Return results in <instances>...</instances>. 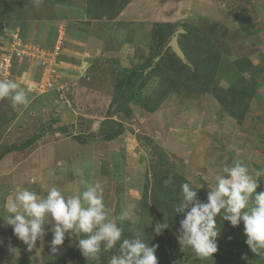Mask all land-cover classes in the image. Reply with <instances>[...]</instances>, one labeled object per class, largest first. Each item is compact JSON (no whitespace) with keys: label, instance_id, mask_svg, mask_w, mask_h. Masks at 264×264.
Returning <instances> with one entry per match:
<instances>
[{"label":"rangeland","instance_id":"rangeland-1","mask_svg":"<svg viewBox=\"0 0 264 264\" xmlns=\"http://www.w3.org/2000/svg\"><path fill=\"white\" fill-rule=\"evenodd\" d=\"M179 29L184 60L168 46ZM59 41L56 59L40 64L35 50L50 51ZM14 42L26 46L24 53L0 80L24 88L28 103L0 99V153L40 137L0 157V264H109L119 242L97 262L80 254L83 233L53 253L50 218L31 250L4 224L18 189L46 195L56 186L70 198L84 190L81 179L103 188L122 239L140 236L142 221L151 235L153 228L146 241L158 245V264H264V249L251 252L243 223L231 226L223 212L216 218L218 250L201 258L179 238L183 214L164 218L169 227L157 235L162 222H153L142 201L156 177L169 185L176 210L182 184L206 202L216 176L236 161L253 178L264 173V0H42L38 6L0 0V57ZM51 72L60 86L47 89ZM126 75L130 83L122 85ZM233 84L239 94L217 90ZM219 95H230L229 103L221 104ZM258 184L257 193L264 174Z\"/></svg>","mask_w":264,"mask_h":264},{"label":"clouds","instance_id":"clouds-1","mask_svg":"<svg viewBox=\"0 0 264 264\" xmlns=\"http://www.w3.org/2000/svg\"><path fill=\"white\" fill-rule=\"evenodd\" d=\"M42 0H34L38 6ZM10 97L13 105L28 103L25 89L12 80H0V99ZM222 175L216 176V185L211 188L206 202H201L196 188L189 183L181 185L182 199L176 213L183 214L180 221V240L190 247L197 256H212L218 250L217 216L223 212L222 219L236 227L243 223L245 243L253 253L264 249V190L257 193L258 180L249 173L241 162L225 167ZM84 190L78 195L65 198L56 186L39 195L27 188L18 189L14 198L7 203L9 213L5 225L11 226L13 234L31 250L38 238L45 232L42 223L48 218L54 222L51 251L64 243L73 233H83L85 238L78 241L81 254L92 261L100 260V253L113 249L119 242L118 254H113L109 264H158L155 255L158 245L149 246L136 235L122 239V228L115 219L110 218L103 199V188L81 179ZM127 218L122 212L119 219ZM169 224L157 223L155 233L160 235ZM66 233L68 234L66 236Z\"/></svg>","mask_w":264,"mask_h":264},{"label":"trees","instance_id":"trees-1","mask_svg":"<svg viewBox=\"0 0 264 264\" xmlns=\"http://www.w3.org/2000/svg\"><path fill=\"white\" fill-rule=\"evenodd\" d=\"M204 61H205V64H206V63L210 62L211 59H204L203 63H204ZM167 80H168L166 82L167 86L172 87L173 81L170 82L169 79H167ZM120 82H121L122 85L123 84L124 85L129 84L130 83L129 76L126 75ZM237 82H241V83L245 84V79L244 78L238 79ZM236 89H237V87L233 84V85L230 86V89L227 90V91L222 90V89H217V90L223 91L224 93L233 95L235 93L239 94V91H237ZM228 97H231V96L229 95L227 97H223V96L219 95L218 100L220 101L221 104L225 105V104L229 103V101L226 100V99H228ZM231 100H232V98H231ZM148 110L154 111L155 109L151 108V109H148ZM236 118H237L238 121L240 120V119H238V117H236ZM115 136H117L116 133L115 134H111V136H107L106 137V140H111ZM39 137H40L39 133L33 134L29 139H27L25 142L21 143L19 146H13L11 148H7L4 151V153H0V157L2 156V154H6L10 150H23V149H26L27 147L32 145L36 141V139H38ZM167 186H169V185H165V186L163 185L162 179H159L158 177H156L155 179H153L152 185L150 187V194H149L150 197H149L148 202H146L145 200H142V201H144L143 207L146 208V211L151 215L150 217L153 220V222L154 221L156 222L158 220L159 222L163 223L164 222V218L172 220L173 214L175 213V208H173V203H175V199H174V197H171V193H170V190H169L170 187H167ZM160 189L163 190L162 191L163 194L166 193L165 195H163V197H164L163 199L162 198L160 199V195L158 194L159 193L158 190H160ZM145 195L146 194H143L144 199L146 198ZM148 225L149 224L145 223L144 221H142V223H139L137 225V226H139V229L143 231L142 233H140V236L142 237V239L145 242H147L146 241L147 239H151V238L154 237L153 228L151 229L153 234L151 235V234L148 233L149 232ZM160 251H162V250H160ZM162 252L165 253L164 251H162ZM155 255L157 256L156 253H155Z\"/></svg>","mask_w":264,"mask_h":264},{"label":"built area","instance_id":"built-area-1","mask_svg":"<svg viewBox=\"0 0 264 264\" xmlns=\"http://www.w3.org/2000/svg\"><path fill=\"white\" fill-rule=\"evenodd\" d=\"M61 44V42H57V43H54V47L50 50V51H45V50H35L37 52V58L39 59L40 61V64H46V58L47 57H51L56 59V56H57V52L59 51V45ZM11 49L9 50V52H5V54H3L1 57H0V75H6L8 73V71L11 70V68L13 67V64H14V59L15 58H19L21 56V54L24 53V51L21 50V47L22 48H25L26 46H23L21 45V43H16L14 42V45H11ZM29 56L32 54V53H27ZM46 57H45V56ZM54 72H51V79L50 81H47V84H46V88L47 89H52L54 87H57V86H60L59 84V79L56 78L57 76H55L53 74ZM54 75V76H53ZM54 77V78H52ZM41 87V85H40ZM44 88V90L46 89Z\"/></svg>","mask_w":264,"mask_h":264},{"label":"water","instance_id":"water-1","mask_svg":"<svg viewBox=\"0 0 264 264\" xmlns=\"http://www.w3.org/2000/svg\"><path fill=\"white\" fill-rule=\"evenodd\" d=\"M182 32L181 29L177 30L174 35L171 37L170 41L168 42V46L171 48V50L182 60L185 59L184 54L182 50L180 49V46L177 42V36L178 33ZM62 108L64 109V115L68 121H72L74 119L73 112L67 107L66 103L62 104Z\"/></svg>","mask_w":264,"mask_h":264}]
</instances>
